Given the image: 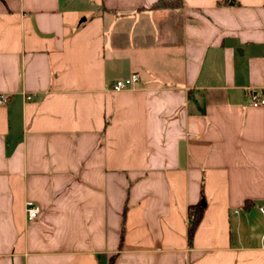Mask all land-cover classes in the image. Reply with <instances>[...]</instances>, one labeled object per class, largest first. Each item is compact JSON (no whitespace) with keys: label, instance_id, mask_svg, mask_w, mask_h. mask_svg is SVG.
Returning a JSON list of instances; mask_svg holds the SVG:
<instances>
[{"label":"crops","instance_id":"crops-1","mask_svg":"<svg viewBox=\"0 0 264 264\" xmlns=\"http://www.w3.org/2000/svg\"><path fill=\"white\" fill-rule=\"evenodd\" d=\"M155 1L0 0V264H264V0Z\"/></svg>","mask_w":264,"mask_h":264},{"label":"built area","instance_id":"built-area-1","mask_svg":"<svg viewBox=\"0 0 264 264\" xmlns=\"http://www.w3.org/2000/svg\"><path fill=\"white\" fill-rule=\"evenodd\" d=\"M140 79V75L138 73H133L128 77L119 79L115 82L113 88L115 91H122L127 88L133 87ZM10 100L9 95L0 94V105L7 104ZM250 105L253 107H262L264 106V95L260 94L257 90H253L250 93ZM260 210L264 212V208L260 207ZM26 211L28 213V218L33 220L37 218L40 213V206L32 201L28 200L26 202Z\"/></svg>","mask_w":264,"mask_h":264},{"label":"trees","instance_id":"trees-1","mask_svg":"<svg viewBox=\"0 0 264 264\" xmlns=\"http://www.w3.org/2000/svg\"><path fill=\"white\" fill-rule=\"evenodd\" d=\"M229 1V0H226ZM181 4V0H156L150 9H163V8H177ZM204 207L198 203L189 208V227H188V242L190 245L193 243L194 235L198 225L202 219ZM124 233V229H123ZM122 233V237H123Z\"/></svg>","mask_w":264,"mask_h":264},{"label":"water","instance_id":"water-1","mask_svg":"<svg viewBox=\"0 0 264 264\" xmlns=\"http://www.w3.org/2000/svg\"><path fill=\"white\" fill-rule=\"evenodd\" d=\"M202 205H204V202L202 203Z\"/></svg>","mask_w":264,"mask_h":264}]
</instances>
